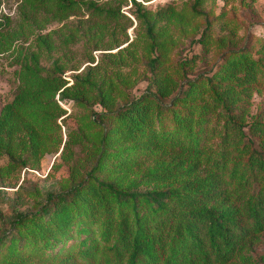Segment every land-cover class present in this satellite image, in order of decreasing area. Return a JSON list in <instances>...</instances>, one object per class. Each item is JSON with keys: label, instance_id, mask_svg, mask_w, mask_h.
Listing matches in <instances>:
<instances>
[{"label": "trees", "instance_id": "1", "mask_svg": "<svg viewBox=\"0 0 264 264\" xmlns=\"http://www.w3.org/2000/svg\"><path fill=\"white\" fill-rule=\"evenodd\" d=\"M74 4L59 0L62 11ZM167 7L157 15L174 18ZM223 46L194 77L155 57L145 92L120 102L90 95L79 76L69 86L28 65L12 71L21 88L0 110V159L10 170L60 151L70 99L101 106L92 120L99 143L97 174L3 221L0 264H264V99L253 111L264 97V33Z\"/></svg>", "mask_w": 264, "mask_h": 264}, {"label": "rangeland", "instance_id": "2", "mask_svg": "<svg viewBox=\"0 0 264 264\" xmlns=\"http://www.w3.org/2000/svg\"><path fill=\"white\" fill-rule=\"evenodd\" d=\"M73 1V9L62 11L59 0H0V110L21 88L12 71L22 65L45 75L62 74L69 86L79 76V86L90 95L111 92L120 102L145 92L155 57L163 69L194 77L215 64L227 42L264 33V0H137L144 6L140 10L131 0ZM167 5L166 10L177 12L172 19L157 15ZM147 21L153 23L154 38ZM263 99L255 96L254 112ZM65 106L64 144L75 136L68 149L63 151V144L58 153H47L33 168L21 170H10L9 159H0V232L3 221L37 210L49 193L89 172L97 174L93 155L99 128L92 120L93 109L101 106L74 99ZM131 155L137 158L141 152Z\"/></svg>", "mask_w": 264, "mask_h": 264}]
</instances>
